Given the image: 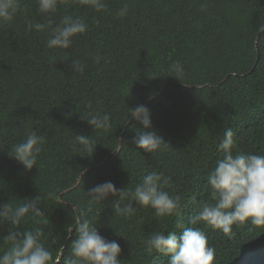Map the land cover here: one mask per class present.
Listing matches in <instances>:
<instances>
[{
    "label": "trees",
    "instance_id": "obj_1",
    "mask_svg": "<svg viewBox=\"0 0 264 264\" xmlns=\"http://www.w3.org/2000/svg\"><path fill=\"white\" fill-rule=\"evenodd\" d=\"M22 3L23 12L0 25V206L39 199L43 217L18 230L40 228L54 262L63 264L77 217L91 207L88 218L103 238L119 243L122 264H169L170 255L148 253L143 240L154 231L182 235L176 217H157L133 202L136 213L125 218L115 214L118 195L89 205L87 193L108 181L118 191L134 189L144 175L161 173L171 180L165 190L181 196L183 224L191 227L195 204L208 199L206 177L221 155L224 130H233L241 151L264 154V0H106L107 13L67 0L52 19L71 14L88 24L64 50L67 60L47 48L45 33L28 31L27 21L45 22L37 0ZM125 3L128 14L117 18ZM72 59L84 62L82 75L70 70ZM89 102L110 115L107 132L82 118ZM137 105L149 110L151 130L169 145L163 152L136 147L144 128L128 109ZM30 130L45 143L29 171L9 153ZM76 135L93 138V154ZM193 227L205 231L215 264H264V231L234 226L229 237ZM10 231L0 223V252Z\"/></svg>",
    "mask_w": 264,
    "mask_h": 264
},
{
    "label": "clouds",
    "instance_id": "obj_2",
    "mask_svg": "<svg viewBox=\"0 0 264 264\" xmlns=\"http://www.w3.org/2000/svg\"><path fill=\"white\" fill-rule=\"evenodd\" d=\"M71 3L97 13L109 12L106 0H71ZM37 6L38 11L45 16V22L27 21L28 31L45 33L47 48L54 54L63 53L64 60L69 59L64 50L70 49L77 38L87 33L88 24L81 17L71 14L63 15L59 22L52 19L61 6H67V0H37ZM23 8L22 0H0V25L11 24L23 12ZM128 12L129 7L125 3L116 12V17H125ZM258 31L264 32V24H260ZM51 59H55V55ZM92 59L99 64L101 57L95 53ZM70 70L82 75L85 64L72 59ZM176 73H181V66H176ZM87 108L82 118L95 131L107 132L111 128L110 115L95 110L90 102ZM128 110L129 117L136 119L144 128L134 141L136 147L150 154L163 152L169 145L161 135L151 130L149 110L144 105ZM234 136L231 128L224 130L218 145L221 155L206 177L208 199L195 204L194 214L188 217L191 227L183 224L185 205L181 196L165 190L171 183L170 178L157 172L144 175L134 189L118 191L111 181L98 184L87 193L90 197L88 203H101L109 195H118L119 200L114 204L117 215L125 218L133 216L136 213L133 207L135 202L140 208L153 209L157 217H176L175 223L178 229H183L182 235L178 237L177 231L166 234L154 231L143 240L146 251L152 255H170L169 264H215L216 252L209 245L205 231L193 225L202 224L205 228L217 230L229 237L234 226L251 225L264 231V154L241 151ZM75 142L82 146L83 151L94 153L96 144L92 137L76 135ZM44 143V136L30 130L24 139L11 147L9 155L30 171L37 165ZM39 205L37 199L10 200L0 206V223H7L12 229L4 238L9 247L0 252V264H60L59 258L53 261L52 252L42 242L44 232L40 228L18 230L29 219L43 217ZM91 211L89 207L77 217L76 239L72 242L69 254L63 257V264H122L118 258L121 254L119 243L108 241L99 234L96 223L88 218Z\"/></svg>",
    "mask_w": 264,
    "mask_h": 264
}]
</instances>
